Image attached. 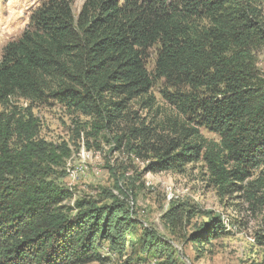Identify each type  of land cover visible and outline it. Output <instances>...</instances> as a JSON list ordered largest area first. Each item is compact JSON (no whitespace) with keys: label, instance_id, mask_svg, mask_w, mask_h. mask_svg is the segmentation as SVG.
<instances>
[{"label":"trees","instance_id":"16d2710c","mask_svg":"<svg viewBox=\"0 0 264 264\" xmlns=\"http://www.w3.org/2000/svg\"><path fill=\"white\" fill-rule=\"evenodd\" d=\"M262 2L86 0L75 19L72 0H46L4 47L0 105L16 96L52 97L98 129H111L127 118L132 100L165 80L176 89L166 90V99L195 125H177L178 137L163 152L156 128L145 123L117 141L130 133L139 140L133 150L149 146L152 167L161 170L203 161L222 193L244 190L252 170L264 165V73L254 53L264 46ZM28 110L0 112V264H89L106 259L104 251L123 256L130 243L163 252L161 240L110 191L107 201L64 204L72 194L54 175L66 148L40 139ZM202 127L219 141L205 138ZM220 225L204 226L193 243L220 236ZM258 240L264 245V235Z\"/></svg>","mask_w":264,"mask_h":264},{"label":"rangeland","instance_id":"374dc122","mask_svg":"<svg viewBox=\"0 0 264 264\" xmlns=\"http://www.w3.org/2000/svg\"><path fill=\"white\" fill-rule=\"evenodd\" d=\"M44 1L0 0V58L4 47L22 35ZM85 1L72 0L75 19ZM261 7L264 12V0ZM254 53L264 73V46ZM156 58L157 48H153L147 58L149 71L154 70ZM166 90L176 92L159 80L149 95L130 102L127 118L111 129H98L91 117L52 97L31 102L16 96L6 106L0 105V112L21 114L30 109L38 123V137L66 148L54 175L72 194L64 204L73 206L84 197L105 200L104 192L110 191L129 205L132 217L142 228L150 229L164 248L161 253L150 252L130 243L123 256L104 251L106 259L89 264H264V245L258 240L264 235V165L252 170L243 182L244 190L222 193L203 161L161 170L152 167L156 158L149 146L133 150L139 140L130 133L117 141L133 125L145 123L156 128L157 152H163L171 138L178 137L173 133L177 125H195L192 116H182L166 99ZM201 133L208 140L219 141L218 135L203 127ZM213 222L221 223L220 236L193 243L191 236Z\"/></svg>","mask_w":264,"mask_h":264}]
</instances>
